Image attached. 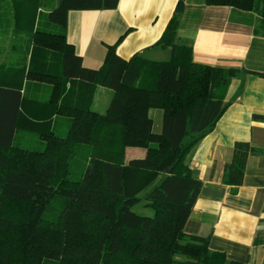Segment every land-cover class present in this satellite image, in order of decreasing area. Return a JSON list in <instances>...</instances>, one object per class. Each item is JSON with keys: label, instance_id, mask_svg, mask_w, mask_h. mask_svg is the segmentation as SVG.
I'll return each instance as SVG.
<instances>
[{"label": "trees", "instance_id": "trees-1", "mask_svg": "<svg viewBox=\"0 0 264 264\" xmlns=\"http://www.w3.org/2000/svg\"><path fill=\"white\" fill-rule=\"evenodd\" d=\"M117 3L0 0V40L8 54L22 57L20 65H0L2 75L50 85L40 103L49 110L46 122L70 120L64 137L50 130L37 135L42 151L15 146L21 93L0 86V264H242L211 251L208 237L183 231L202 186L186 157L224 113L223 96L238 71L195 63L176 43L175 15L157 43L171 49V58L154 64L152 86L144 62L122 60L115 45L107 47L99 69L84 67L65 39L67 13ZM204 4L255 14L264 32V0ZM42 16L56 32L40 28ZM97 86L112 91L103 114L92 110ZM7 102L15 111L6 125ZM152 109L162 111L160 134L152 131ZM252 119L264 122V115ZM79 145L89 150L73 177ZM126 148L144 149L145 156L125 162ZM250 156L264 150L236 142L222 181L241 185ZM141 202L151 217L131 210Z\"/></svg>", "mask_w": 264, "mask_h": 264}, {"label": "crops", "instance_id": "crops-1", "mask_svg": "<svg viewBox=\"0 0 264 264\" xmlns=\"http://www.w3.org/2000/svg\"><path fill=\"white\" fill-rule=\"evenodd\" d=\"M179 1L118 0L116 8L110 10H72L66 17L65 39L82 65L90 69L102 66L109 46L115 45L116 54L124 61L139 57L144 62V77L152 86L154 64L171 58V49L157 43L175 15L176 43L190 51L195 63L238 71L224 93V113L186 157L202 186L183 231L208 237V248L223 254L228 262L264 264V156L248 158L241 185L222 181V168L230 161L236 142L264 150V122L252 119L253 114L264 115V32L255 14L207 6L204 0H182L178 10ZM4 43L0 40V65L6 61L20 65L22 57L8 54ZM2 74L0 67V86L19 89L22 99L13 145L23 148L48 130L58 136L67 133L68 118L53 116L46 122L49 110L40 103L47 100L50 85ZM111 97V90L97 86L92 110L103 114ZM6 104L5 112L10 116L5 117L7 125L15 106ZM154 110L149 111L152 131L160 134L162 113L156 115L159 125L155 130ZM144 156V149H125L126 162Z\"/></svg>", "mask_w": 264, "mask_h": 264}, {"label": "rangeland", "instance_id": "rangeland-1", "mask_svg": "<svg viewBox=\"0 0 264 264\" xmlns=\"http://www.w3.org/2000/svg\"><path fill=\"white\" fill-rule=\"evenodd\" d=\"M44 21H45V19L42 16L41 19H40V28H42L44 30L55 31L56 32V30L54 28L53 29H51V28L49 29L48 27H46V25L44 24ZM153 113H156V114H152V118H153V122H154L153 123V128L155 129L159 125V119L157 118L158 116H156V115H159L162 112L160 110H154ZM155 130H157V129H155ZM60 136L64 137L65 135L63 134V135H60ZM36 140L40 141L38 138L37 139L35 138L32 142L27 143L26 145H24L23 148H26V149H29V150H34V151H42L43 148H44L43 142L40 143V145H38V143L35 142ZM186 141H188V139ZM77 147H79V148H78V152H77L76 157H75V162L72 163V165H71V168H73L74 173H75V174H73V177H74V175H76V176L79 175L78 170L82 168V164L85 162V156L87 155L88 150H89L85 145H82V146L79 145ZM124 161L126 162L125 152H124ZM131 210L134 213H136L138 215H141V216L151 217L153 215V212H152L151 209L143 207V202L133 206ZM45 264H53V263L51 261H49V262H46Z\"/></svg>", "mask_w": 264, "mask_h": 264}]
</instances>
